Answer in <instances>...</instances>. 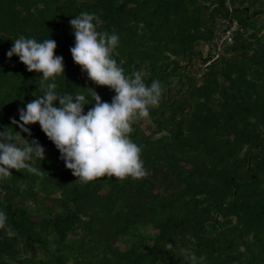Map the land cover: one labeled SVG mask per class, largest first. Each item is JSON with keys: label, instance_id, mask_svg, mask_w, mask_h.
I'll list each match as a JSON object with an SVG mask.
<instances>
[{"label": "trees", "instance_id": "16d2710c", "mask_svg": "<svg viewBox=\"0 0 264 264\" xmlns=\"http://www.w3.org/2000/svg\"><path fill=\"white\" fill-rule=\"evenodd\" d=\"M82 12L119 36L114 58L126 75L140 70L146 84L165 86L130 137L143 146L145 179L76 182L38 123L26 126L31 136L12 124L44 94L42 73L7 55L20 36L56 41L59 93L94 103L92 88L111 103L114 90L91 81L70 51L69 22ZM224 19L240 28L220 45ZM6 130L39 141L46 158L34 165L43 175L0 179V211L17 233L0 230V264H192L188 253L202 264H264V0H0Z\"/></svg>", "mask_w": 264, "mask_h": 264}, {"label": "clouds", "instance_id": "9594fccd", "mask_svg": "<svg viewBox=\"0 0 264 264\" xmlns=\"http://www.w3.org/2000/svg\"><path fill=\"white\" fill-rule=\"evenodd\" d=\"M69 23L74 29L75 46L70 51L75 63L96 85L108 87L116 95L108 103L88 88L94 100L89 103L81 93H59L56 80L65 75V65L63 57L55 54L56 41L50 38L38 42L35 38L20 36L7 55L18 56L29 72L42 73L39 87L44 94L34 95L37 98L26 104V110H19L20 122L13 119L12 124L31 136L26 126L38 123L60 151L67 169L77 177L76 182L87 184L104 176L121 181L145 179L150 172L142 159L143 146L130 137L133 125L149 118L150 109L160 106L165 86L159 80L146 84L140 70L125 74L114 58L118 55L120 38L115 32L98 31L95 14L82 12ZM57 101L59 107L54 106ZM86 104L94 107L85 114ZM45 158V148L39 141H29L17 131L15 136L7 130L0 132V179H10L12 170L43 175L34 165ZM0 230L9 238L17 234L4 211H0ZM166 247L171 249L173 245L168 243ZM186 258L192 264H202L204 259H198L194 253H188Z\"/></svg>", "mask_w": 264, "mask_h": 264}, {"label": "built area", "instance_id": "2783aa9c", "mask_svg": "<svg viewBox=\"0 0 264 264\" xmlns=\"http://www.w3.org/2000/svg\"><path fill=\"white\" fill-rule=\"evenodd\" d=\"M223 22L228 26L227 29L225 30L223 36L221 39H217L218 43L221 45L222 42L225 40L231 43L233 41V35L234 31L238 28H240L239 24L234 21L230 22L228 19H224Z\"/></svg>", "mask_w": 264, "mask_h": 264}, {"label": "rangeland", "instance_id": "374dc122", "mask_svg": "<svg viewBox=\"0 0 264 264\" xmlns=\"http://www.w3.org/2000/svg\"><path fill=\"white\" fill-rule=\"evenodd\" d=\"M204 50H207V45H204Z\"/></svg>", "mask_w": 264, "mask_h": 264}]
</instances>
